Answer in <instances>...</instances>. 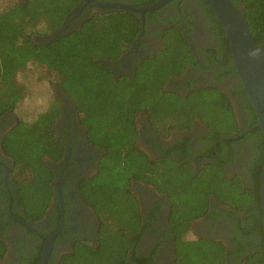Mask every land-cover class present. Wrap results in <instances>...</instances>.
<instances>
[{
    "label": "trees",
    "instance_id": "trees-1",
    "mask_svg": "<svg viewBox=\"0 0 264 264\" xmlns=\"http://www.w3.org/2000/svg\"><path fill=\"white\" fill-rule=\"evenodd\" d=\"M200 1L206 12L217 20L205 1ZM77 2L18 0L14 4L8 1L0 11V117L15 111L27 97L28 85L21 81L19 74L28 72L25 75L28 79L31 74V71H26L29 65L44 68L46 76L54 78L53 84L80 107L89 140L106 149L97 174L81 183L85 200L101 220L99 243H76L73 251L62 257L60 264H128L133 240L126 231L130 229L129 224L134 225L140 219L138 203L131 192L134 180L154 185L172 183L174 197L180 202L172 215L179 234L188 231L192 219L207 212L202 196L218 188L219 191L215 192L229 203L236 204L237 209H245L254 221V225L246 227L245 232L255 231L261 236L257 245L259 251L249 255L253 260L247 259L242 264H264L261 171L257 178V201L251 204L243 188L236 187L231 194L227 191L222 170H213L214 182L203 173L196 174L187 164L179 166L167 158L153 162L135 147L136 116L142 111L156 127L163 122L169 128H181L189 126L195 115L206 116L207 107L212 110L208 122L214 128L215 138L217 134L237 132L233 121L223 120V116L233 115L228 97L211 89H202L188 97L163 90L165 83L180 74L193 56L182 34L175 29L160 56L146 61L134 78L122 77L115 81L105 62L118 59L141 29V19L124 10L96 14L79 30L48 45L33 42L34 34H47L58 29ZM234 3L243 9L257 45L264 48V0H234ZM89 95L95 96V103L83 104L84 97ZM196 96L199 98L197 110L183 105ZM60 115V107L54 97L45 111L29 121L20 119L4 138V151L15 162L13 176L20 204L31 221L43 218L55 195V174L47 159L59 162L65 153V145L55 129ZM251 135L260 141L263 165V133L256 129ZM221 178L223 180H219ZM251 206L253 208L249 209ZM180 242L178 264H225L226 253L222 244L202 239ZM7 251L8 244L0 234V260ZM151 259V256L149 259L139 257L141 264H150Z\"/></svg>",
    "mask_w": 264,
    "mask_h": 264
},
{
    "label": "flooded vegetation",
    "instance_id": "flooded-vegetation-1",
    "mask_svg": "<svg viewBox=\"0 0 264 264\" xmlns=\"http://www.w3.org/2000/svg\"><path fill=\"white\" fill-rule=\"evenodd\" d=\"M77 1L58 29L47 34H34L33 42L45 45L79 30L96 14L114 10L104 9L100 4H140L143 7L157 0ZM217 21L206 12L200 0H173L157 10L146 12L144 21L141 20V29L130 47L118 59L105 64L115 81L122 77L134 78L146 61L163 53L172 30L179 31L193 54L192 61L180 74L172 76L163 90L183 97L202 89L220 91L228 97L233 114L231 117L223 116V120L233 121L237 132L217 134L215 138L214 128L208 122L212 110L207 107L206 116L195 115L189 126L181 128H169L163 122L156 127L142 111L136 116L135 147L153 162L167 158L179 166L187 164L193 172L203 173L214 182L213 170H222L224 180H219H223L227 191L231 194L236 187L243 188L253 204L257 201V178L263 166L260 141L251 135L258 129H252L257 123V116L234 68L229 44ZM54 97L61 111L55 129L65 145V153L59 162L47 159L55 174V195L40 220L27 219L13 176L14 159L3 148L4 138L22 118L15 111L0 117V234L4 235L8 244V251L0 264H40L46 237L27 224L54 237L47 264H60L62 257L71 253L78 242L99 243L101 220L85 200L81 183L97 174L106 149L89 140L84 123L77 114L78 104L57 85ZM164 130L168 132L164 133ZM170 183L132 182L131 192L138 203L140 219L134 225L129 224L130 229L126 231L133 240L129 247L128 264H141L139 257L142 256L148 259L151 256L150 264H178L180 241L199 239L222 244L226 253L225 264L253 260L249 255L259 251L257 245L261 236L255 231L245 232L246 227L254 225L245 209H237L236 204L224 200L215 192L219 189L214 188L201 199L202 203H206L207 212L192 219L188 231L179 234L172 215L180 202L174 197Z\"/></svg>",
    "mask_w": 264,
    "mask_h": 264
},
{
    "label": "water",
    "instance_id": "water-1",
    "mask_svg": "<svg viewBox=\"0 0 264 264\" xmlns=\"http://www.w3.org/2000/svg\"><path fill=\"white\" fill-rule=\"evenodd\" d=\"M173 0H157L151 5L135 6L125 3H103L100 7L108 10L120 9L141 16L144 21L146 12L157 10ZM219 21L229 44L237 73L257 116L252 129H260L264 136V48L257 45L248 26L243 9L234 0H204ZM61 188L59 189V192ZM260 198L263 224L264 245V163L260 178ZM27 224V223H25ZM30 226L35 232L46 237L40 264H47L53 245V236H47Z\"/></svg>",
    "mask_w": 264,
    "mask_h": 264
},
{
    "label": "rangeland",
    "instance_id": "rangeland-1",
    "mask_svg": "<svg viewBox=\"0 0 264 264\" xmlns=\"http://www.w3.org/2000/svg\"><path fill=\"white\" fill-rule=\"evenodd\" d=\"M8 1L14 4L18 2V0H0V11L4 7H6ZM48 44L49 42L45 45ZM26 71H31V74H29L28 79H26L25 77L28 72L25 71L24 73L21 72V74H19V78L23 82L26 81L28 85V94L25 100L16 108L15 112L21 118L29 121L35 118L38 113L45 111L49 107L51 101L54 98L56 84H53V82H55L54 78L46 76V71L44 68H36L34 66L29 65ZM198 99V96L193 97L190 100L184 102L185 104L183 105H187L190 110H197ZM95 101V96L89 95L88 97H84L82 102L83 104H89L95 103ZM77 114L79 116V119L81 118L80 120L84 122L79 106H77ZM84 124L86 125L85 122Z\"/></svg>",
    "mask_w": 264,
    "mask_h": 264
}]
</instances>
